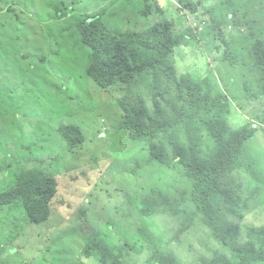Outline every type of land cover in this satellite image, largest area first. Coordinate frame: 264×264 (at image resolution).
Segmentation results:
<instances>
[{
    "label": "trees",
    "instance_id": "obj_1",
    "mask_svg": "<svg viewBox=\"0 0 264 264\" xmlns=\"http://www.w3.org/2000/svg\"><path fill=\"white\" fill-rule=\"evenodd\" d=\"M143 1L145 17H162L164 6L157 0ZM171 3L178 20L163 17L139 31L111 29L99 13L75 17L74 27L87 49L84 75L102 91L127 92L129 99L118 102V128L148 144L146 165L153 168L154 180L161 175L159 185L147 181L132 195L133 215L140 222L167 215L179 221L178 227L166 242L153 238L147 224L131 228L133 238H98L95 232L67 264H264V223H244L255 208L262 210L253 220L264 216V181L262 188L251 187L253 161L242 157L244 144L264 132V0H218L209 8L200 0ZM192 22L198 25L192 27ZM175 24L183 28L176 31ZM227 27L234 32L229 37ZM7 35L0 30V37ZM215 41L224 47L218 62L237 68L244 80L241 99L263 103L240 126L229 122L232 99L219 69L177 76L170 60L176 48L202 43L212 44L207 50L218 53ZM133 90L137 93L131 97ZM142 92L153 117L143 107ZM58 134L67 149L84 143L78 125H62ZM56 196L52 175L23 170L0 192V209L21 208L29 222L39 224L49 219ZM195 228L207 231L200 243L203 252L192 254L188 247L191 256L183 263L174 247ZM126 230L118 225L115 233L121 237Z\"/></svg>",
    "mask_w": 264,
    "mask_h": 264
},
{
    "label": "rangeland",
    "instance_id": "obj_2",
    "mask_svg": "<svg viewBox=\"0 0 264 264\" xmlns=\"http://www.w3.org/2000/svg\"><path fill=\"white\" fill-rule=\"evenodd\" d=\"M172 1L157 0L164 6L162 17L154 13L145 17L143 0H0V30L8 34L0 37V192L10 186L14 174L33 168L57 182V200L43 223L29 222L21 208L0 209V264H67L88 235L133 238V231L145 224L153 238L166 242L173 237L178 220L157 215L140 222L133 215L132 195L147 181L159 185L161 175L154 180L153 168L146 165L148 144L134 141L118 128L122 115L118 102L129 99L127 92L102 91L84 75L87 49L78 42L74 27L75 17L99 13L111 29L139 31L163 17L178 20ZM217 1L200 3L209 8ZM175 25L176 31L183 28ZM226 33L234 34L230 27ZM218 45V53L207 50L212 44L176 48L170 60L177 76L203 75L207 67L219 69L232 99L229 122L240 126L262 109L264 101L241 99L244 80L237 68L218 62L224 48L215 41ZM130 93L132 97L137 92ZM138 94L153 117L149 97ZM67 124L81 127L84 143L67 149L58 134V128ZM243 149V159L253 161L255 177L248 181L252 188H262L264 132L258 131ZM175 192L171 197L177 196ZM261 210L255 208L253 216ZM253 216L248 214L244 223H264V216L257 220ZM118 225L127 228L121 237L115 233ZM206 235L204 228H195L181 246L174 247L183 263L191 256L188 247L192 254L203 252L200 243Z\"/></svg>",
    "mask_w": 264,
    "mask_h": 264
},
{
    "label": "built area",
    "instance_id": "obj_3",
    "mask_svg": "<svg viewBox=\"0 0 264 264\" xmlns=\"http://www.w3.org/2000/svg\"><path fill=\"white\" fill-rule=\"evenodd\" d=\"M189 24H192V27H195V26L198 25V23H194V24H193V22H192V23H189ZM197 31H201V27H198Z\"/></svg>",
    "mask_w": 264,
    "mask_h": 264
}]
</instances>
